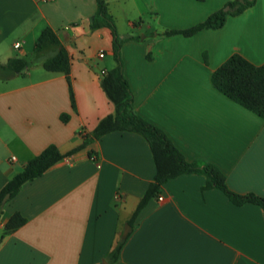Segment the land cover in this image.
<instances>
[{
  "label": "crops",
  "instance_id": "1",
  "mask_svg": "<svg viewBox=\"0 0 264 264\" xmlns=\"http://www.w3.org/2000/svg\"><path fill=\"white\" fill-rule=\"evenodd\" d=\"M225 1L130 0L131 13L124 11L126 1L105 3L122 39L134 110L163 130L186 159L215 164L230 189L264 198V118L210 81L233 52L264 62V0L227 15L218 28L164 34ZM95 7V0H0V63L31 57L44 26L54 30L69 60V84L62 71L35 60L0 78V187L47 144L65 154L3 202L0 264H103L153 178L141 134L111 130L90 137L98 119L113 110L100 77L115 64L109 27L90 28ZM204 183L200 172L163 182L161 198L146 201L111 264H264L262 208L236 205ZM13 212L25 220L5 230Z\"/></svg>",
  "mask_w": 264,
  "mask_h": 264
},
{
  "label": "trees",
  "instance_id": "2",
  "mask_svg": "<svg viewBox=\"0 0 264 264\" xmlns=\"http://www.w3.org/2000/svg\"><path fill=\"white\" fill-rule=\"evenodd\" d=\"M255 0H226L221 6L208 13L195 23L178 29H167L165 35H190L204 28H218L223 25L227 15H235L251 6ZM95 11L90 18V28L108 26L112 35V55L115 64L104 70L100 77V86L113 104L110 113L100 117L90 131V137L97 138L111 130H128L141 134L147 141L154 162V175L140 197L135 209L127 222H132L140 209L151 197H156L163 182L181 173L200 172L205 175L202 188L216 187L228 199L240 205L252 202L259 205L264 212V198L253 192L240 193L230 189L222 171L213 163L202 159H186L159 127L139 115L133 108L132 92L124 77L120 46L122 39L116 32L112 15L108 12L105 0H95ZM40 58L41 65L47 70L62 71L69 84V60L65 48L60 43L56 33L49 26H44L35 41L32 58ZM32 58L11 56L0 63V78H6L14 72L26 70ZM212 85L233 101L241 104L260 117L264 118V62L254 64L237 52L231 53L210 74ZM69 97L73 105V97L69 86ZM65 119L66 114L61 113ZM89 139V138H87ZM79 145H83L87 141ZM68 151L66 154H69ZM61 153L54 143L47 144L39 153L31 157L19 171L10 176L0 187V212L2 204L19 189L26 180L42 174L47 168L60 160ZM24 217L18 212L11 213L4 223L5 230H11L24 222ZM129 233V232H128ZM117 237L104 259L111 264L118 259L120 249L128 235ZM100 264V263H98Z\"/></svg>",
  "mask_w": 264,
  "mask_h": 264
},
{
  "label": "rangeland",
  "instance_id": "3",
  "mask_svg": "<svg viewBox=\"0 0 264 264\" xmlns=\"http://www.w3.org/2000/svg\"><path fill=\"white\" fill-rule=\"evenodd\" d=\"M122 1H126L127 3H126V5H128V6H126V8H124L125 10L124 11H126L127 13H131V7L129 6L130 5V0H122ZM121 13V12H120ZM30 51H32V49H29V52ZM32 54V53H31ZM33 56V55H32ZM32 56L30 57L29 55H26L25 57H27V58H32ZM37 61L39 64L38 65H40V67H42V65H41V59L38 57V58H32V60H31V63L33 62V61ZM43 68V67H42Z\"/></svg>",
  "mask_w": 264,
  "mask_h": 264
},
{
  "label": "water",
  "instance_id": "4",
  "mask_svg": "<svg viewBox=\"0 0 264 264\" xmlns=\"http://www.w3.org/2000/svg\"><path fill=\"white\" fill-rule=\"evenodd\" d=\"M129 229H130V225H129V223H128V222H125V223H124V226H123V229H122V231H121L120 236H121V237H125ZM102 263H103V264H107L105 260H103Z\"/></svg>",
  "mask_w": 264,
  "mask_h": 264
},
{
  "label": "built area",
  "instance_id": "5",
  "mask_svg": "<svg viewBox=\"0 0 264 264\" xmlns=\"http://www.w3.org/2000/svg\"><path fill=\"white\" fill-rule=\"evenodd\" d=\"M18 45H19V43H17V42L14 43V46H15V47H17ZM97 55H98V56H102V55H103V51H102V50L98 51ZM158 198L160 199L161 197L158 195Z\"/></svg>",
  "mask_w": 264,
  "mask_h": 264
}]
</instances>
